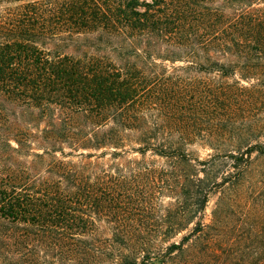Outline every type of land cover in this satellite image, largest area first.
Instances as JSON below:
<instances>
[{
    "label": "trees",
    "instance_id": "16d2710c",
    "mask_svg": "<svg viewBox=\"0 0 264 264\" xmlns=\"http://www.w3.org/2000/svg\"><path fill=\"white\" fill-rule=\"evenodd\" d=\"M261 157L264 0H0V264H264Z\"/></svg>",
    "mask_w": 264,
    "mask_h": 264
},
{
    "label": "rangeland",
    "instance_id": "374dc122",
    "mask_svg": "<svg viewBox=\"0 0 264 264\" xmlns=\"http://www.w3.org/2000/svg\"><path fill=\"white\" fill-rule=\"evenodd\" d=\"M254 114L255 113H252L246 123H255L257 116H255ZM190 149H193L194 152L202 158L207 157L208 154L213 152L209 147H202L199 144H193L192 146H190ZM252 175V180H249L250 182L245 181L244 185L245 189L248 191H250V188H253L256 194L251 193V197H248L245 201L252 205H258L259 207H261L260 211L264 213V157L255 159L252 166ZM220 195V193H216L211 196L207 205L208 214H211Z\"/></svg>",
    "mask_w": 264,
    "mask_h": 264
}]
</instances>
